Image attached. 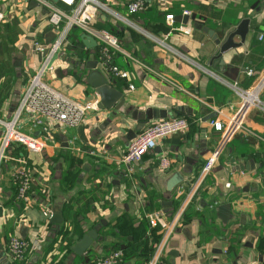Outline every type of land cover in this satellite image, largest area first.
I'll return each mask as SVG.
<instances>
[{"label":"crops","instance_id":"1","mask_svg":"<svg viewBox=\"0 0 264 264\" xmlns=\"http://www.w3.org/2000/svg\"><path fill=\"white\" fill-rule=\"evenodd\" d=\"M28 1L0 0V121L12 119L29 80L43 61L34 42L55 40L45 10ZM96 1L109 11L98 13L94 25L116 30L125 51L167 79L161 81L121 58L117 66H126L134 89L127 90L121 80L113 84L114 89L122 92L132 109H163L167 118H185L188 127L158 140L154 150L131 165L127 185L122 177L126 167L120 159L128 145L127 132L136 127L130 117L120 114L122 122L117 125L115 119L110 122L111 112L97 109L74 129L45 117L44 126L51 132V139L45 140L40 129L32 128V119L22 115L19 132L44 146L39 153H30L13 143L6 151L8 159L0 163V264H16L7 256L6 244L12 235L21 238L22 226L27 229L24 240L28 242L22 264H91L117 249L123 252V264L146 262L160 233L158 229L148 230V215L158 210L170 214L176 206L172 199L176 187L167 192V180L174 174H180L182 182L193 179L217 148L220 157L198 202L203 218L216 232L206 231V223L200 219L186 217L169 240L161 264H264V87L257 92V107L243 114V127L251 135L243 130L228 138L227 128L216 132L209 121L202 123L213 114L211 121L225 127L230 118L241 114V101L232 85L253 91L264 74V0H143L145 8L132 16H127V5L134 0ZM183 11L190 13L186 22L190 34H172L165 41L172 52L154 39L166 33V15L175 19ZM243 19L249 20L244 43L213 60L218 46L203 29L212 31L222 42ZM75 32L78 38L69 32L62 49L51 56L44 81L54 75L59 83L54 89L85 103L97 100L85 84V66L95 62L96 69L107 78L97 48L87 49L80 40L82 33ZM233 41L237 43L239 38ZM248 70L255 75L247 76ZM177 108L182 113L174 115ZM201 129H205L204 134ZM73 138L78 151L69 145ZM94 150L103 155H90ZM161 156L169 159V170L158 168ZM12 159L26 161L32 176L25 211L16 199L11 178L16 163ZM58 200L62 201L58 206L64 224L56 234L42 213H49L47 208ZM213 201L231 205L232 218L226 224L216 210H208ZM100 223L105 225L98 231L100 240L89 247L82 262H75L77 256L69 248ZM234 236L236 248L232 245Z\"/></svg>","mask_w":264,"mask_h":264},{"label":"built area","instance_id":"2","mask_svg":"<svg viewBox=\"0 0 264 264\" xmlns=\"http://www.w3.org/2000/svg\"><path fill=\"white\" fill-rule=\"evenodd\" d=\"M36 3L38 7L44 9L47 15V22L55 33V40L46 46L47 54L44 56L40 66L35 70L29 83L24 90L15 113L10 121H0L2 127V137L0 140V163L6 157V151L13 143H18L24 146L30 153H39L43 148V142L24 137L18 129V121L22 115H27L32 119V128L40 129L45 137V140L51 139V132L44 126V118L56 120L67 128L78 127L85 117L92 111L98 109L99 98L94 92L93 97L97 100L81 103L74 101L63 95L60 91L54 89L44 81V75L50 70L49 62L52 55L58 53L64 43L67 41V36L71 29L75 28L82 34L90 36L97 43V51L100 62L103 66L105 76L108 81L121 80L126 82V89L132 91L133 84L130 83L129 72L124 69H119L113 64L115 56L122 57L125 61L136 65L138 69L147 72L153 77L167 81L154 69L146 66L137 58L129 54L116 36L105 29L96 27L95 17L100 12H108V8L96 0H56V3H51L49 0H29ZM145 8L143 0H134L127 5V16L135 15ZM182 16H190L187 11L182 12ZM118 20L124 23H129L128 20L117 17ZM165 22L167 25L166 33L160 38L154 39L157 43L168 49L165 46V41L175 33L184 35L190 34V29L186 24H174V16L166 15ZM42 43L34 42V49L41 53ZM169 51H172L168 49ZM173 52V51H172ZM247 76H253L252 70L247 71ZM264 87V74L259 82L253 87V91L239 89L236 85H232L233 91L241 101L240 113L234 118H230L225 127L219 122L209 121L210 126L216 132H223L227 128L228 138L235 133L245 130L242 124L243 114L249 109L257 107L259 103L257 92ZM264 110V108H263ZM188 122L185 118L171 117L156 122H152L144 126L131 140L126 150L121 156V162L126 167V174L131 175V165L138 163L142 157L156 148L158 140L170 135L186 131ZM264 142V141H263ZM69 145L74 151H78L75 147V138ZM221 150L214 149L205 159L199 169L198 174L187 182H182L174 189L172 199L176 203L172 213L167 214L163 210L154 211L148 215V230L158 229L160 231L158 240L145 264H161L166 256V250L169 240L176 230L184 223L186 212L189 208L196 212H200L201 208L198 204L202 190L210 175L214 165L220 157ZM90 155H103L102 151H90ZM16 163L11 178L16 188V199L22 203V209L25 211L30 200V189L32 187V176L27 168V162L23 159H12ZM159 169L166 171L170 169V161L166 156H161L157 160ZM220 205L218 201H213L207 205L209 211H214ZM42 215L47 219L50 213L43 212ZM28 250V242L17 235L9 237L6 244V254L16 264H22L25 260ZM124 255L119 249L112 251L105 257L94 260L91 264H123Z\"/></svg>","mask_w":264,"mask_h":264},{"label":"water","instance_id":"3","mask_svg":"<svg viewBox=\"0 0 264 264\" xmlns=\"http://www.w3.org/2000/svg\"><path fill=\"white\" fill-rule=\"evenodd\" d=\"M53 3H56V0H52ZM30 5H32V1H28ZM34 5V3H33ZM188 20L187 16H181L176 17L174 21L181 22L183 24H186ZM248 25L249 20L243 19L241 20L238 25L226 35L224 41L220 42L216 39V36L214 33L210 30L203 29V31L207 32L208 36L211 37L215 44L218 46V53L215 57H213V60L220 59L221 56L230 51L239 48L245 41L246 35L248 33ZM234 37L239 38V42L235 43L233 41ZM80 40L82 44L87 49H94L97 47L96 41L91 38L90 36H87L85 34H82L80 36ZM49 44V42H45L42 46V52L41 56H45L47 54L46 46ZM85 69L88 70L86 73L85 78V84L91 88L96 95L99 98L98 103V109L100 111H107L111 112V118L110 122L115 119V124L119 125L120 122H122V118L119 116L120 114L122 116H128L130 119L134 122H136V127L134 129H129L127 132L126 140L127 143H129L131 140H133L136 136V134L146 125V123L152 121V120H162L167 118V111L163 109H155V108H147L144 111H138L135 109H132L128 103L125 102L124 96L122 92L117 91L114 89L113 84H115L114 81H111L110 83L108 80L105 79V77L96 69V63L93 62L90 65H86ZM56 74H59V71H56ZM176 114L179 115V113H182V110L180 108H177L175 110ZM184 115H190V113L184 112ZM214 115H210L208 117H205L202 120V123L211 121ZM116 125V126H117ZM201 133H205V129H201ZM123 178H126V172L123 173ZM129 179L125 180L126 184L129 185ZM183 181L180 174H174L170 179L167 180L165 189L167 192H171L172 189H174L178 184H180ZM62 203V201L58 200L55 201L53 207H48L47 210L50 213V216L48 218V225L51 226V229L54 233L58 234L61 230V226L64 224V218L62 215V211L60 207L58 206L59 203ZM204 203H201L203 205ZM45 205V204H43ZM204 206V205H203ZM231 205L229 203H220V205L216 208V215L220 219V221L224 224H226L228 221L231 220L232 214L230 212ZM98 228L99 226H94L91 229L87 230L81 238L72 245L69 249L72 252L74 256L82 257L89 247L95 242L99 241L100 238L98 237ZM22 235L21 238L25 239L26 234V228L21 227ZM170 256L177 257V253H171Z\"/></svg>","mask_w":264,"mask_h":264},{"label":"trees","instance_id":"4","mask_svg":"<svg viewBox=\"0 0 264 264\" xmlns=\"http://www.w3.org/2000/svg\"><path fill=\"white\" fill-rule=\"evenodd\" d=\"M254 1H257V0H254ZM227 19V18H226ZM105 30H107V31H109L111 34H113L114 36H116L117 35V32H115L116 30H112V29H109L108 27H105ZM75 31H79V30H77V29H75V28H73V29H71V31H70V34H73L74 33V37H76L77 36V32H75ZM117 37V36H116ZM77 38H78V36H77ZM122 57H120V56H115L114 58H113V64L115 65V66H117L118 64H119V62L120 63H122V59H121ZM119 69H124V70H126V66H124V65H119V66H117ZM254 72V71H253ZM254 75H255V72H254ZM117 81V80H116ZM116 81H114V82H116ZM204 195V194H203ZM197 205H199V204H197ZM194 207H192V208H189L188 210H187V212H186V217H189V218H193V217H195V218H198V219H200L202 222H205L206 223V231H208V232H210V231H212V233L214 234L215 232H216V230H215V228L213 227V225L211 224V222H209V221H207V219L205 220L204 218H203V214H201V212H203V210L202 211H200V212H196L194 209H193ZM201 209H203V208H201ZM188 214V215H187ZM232 235V234H231ZM236 241H237V236H234L233 237V239H232V245H233V243H234V245H235V247L234 248H236V246H237V244H236ZM82 262L83 261V257H76L75 258V262ZM146 262H147V260H146ZM146 262H143L142 260L141 261H138L137 263L138 264H145Z\"/></svg>","mask_w":264,"mask_h":264},{"label":"rangeland","instance_id":"5","mask_svg":"<svg viewBox=\"0 0 264 264\" xmlns=\"http://www.w3.org/2000/svg\"><path fill=\"white\" fill-rule=\"evenodd\" d=\"M58 80L56 79V77L54 76V75H49V77H48V81L46 80V82L48 83V84H50L53 88H57V86H58V82H57ZM99 226V228H98V231H99V229L100 228H102V227H104L105 225H102L101 223L98 225Z\"/></svg>","mask_w":264,"mask_h":264},{"label":"bare ground","instance_id":"6","mask_svg":"<svg viewBox=\"0 0 264 264\" xmlns=\"http://www.w3.org/2000/svg\"><path fill=\"white\" fill-rule=\"evenodd\" d=\"M258 94V93H257Z\"/></svg>","mask_w":264,"mask_h":264}]
</instances>
